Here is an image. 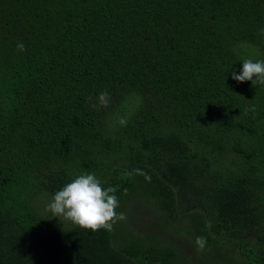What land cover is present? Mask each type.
<instances>
[{
    "label": "trees",
    "instance_id": "trees-1",
    "mask_svg": "<svg viewBox=\"0 0 264 264\" xmlns=\"http://www.w3.org/2000/svg\"><path fill=\"white\" fill-rule=\"evenodd\" d=\"M261 29L264 0H0V264H188L164 230L264 264V85L232 79ZM86 174L115 190L112 231L44 208Z\"/></svg>",
    "mask_w": 264,
    "mask_h": 264
},
{
    "label": "clouds",
    "instance_id": "clouds-1",
    "mask_svg": "<svg viewBox=\"0 0 264 264\" xmlns=\"http://www.w3.org/2000/svg\"><path fill=\"white\" fill-rule=\"evenodd\" d=\"M261 34H264V29H261ZM17 49L24 51V44L18 43ZM232 79L241 83L251 81L253 85H264V61L254 62L251 59H245L242 70L239 74L233 72ZM97 100L98 104H93V107L106 108L110 100L107 90L100 92ZM251 110L255 111V108ZM247 111L246 109L245 113ZM119 123L126 126L127 118H120ZM136 171L144 175L145 179L150 180L146 173L141 170ZM114 191L111 187L105 189L95 174L80 175L53 194L51 202L46 205V210L51 213L52 217H63L64 220L82 229L93 232L100 229L112 231L117 221L126 219L124 213L116 211L119 207V200ZM195 244L199 251H203L206 238L196 237Z\"/></svg>",
    "mask_w": 264,
    "mask_h": 264
},
{
    "label": "rangeland",
    "instance_id": "rangeland-1",
    "mask_svg": "<svg viewBox=\"0 0 264 264\" xmlns=\"http://www.w3.org/2000/svg\"><path fill=\"white\" fill-rule=\"evenodd\" d=\"M51 200H52V198L49 199V200L47 201V203L44 204V208H46V205H47L49 202H51ZM136 205H137V206H136ZM129 206H133V209L131 210V212L136 211V209H138L137 207L141 208V211H143V213H144V214H141V217H142L141 219H142L143 221H144V220H145V221H148V217L151 215L150 212H151L152 210L145 211L142 202H139V200H137L136 202H135V201H134V202H131V204H130ZM48 212H49V211H48ZM136 212H137V211H136ZM49 213H50V212H49ZM135 214H137V213H135ZM50 215H51V213H50ZM51 216H52V215H51ZM53 218L56 219V220H59V221H61V222H68V221L64 220L63 217H60V218H58V217H53ZM135 218L137 219L136 216H135ZM151 228H156L154 222H152V224H151ZM171 233H172V232H171L170 230H164V231L161 232V235H163L164 237H166L165 240H170V241H172V243L176 244V245L179 247V249H180V252H179V253H180L181 255H182V254L185 255L184 258L186 259V261L188 262V264H205V263H202V262L199 261V259H198V255H197V254H198L197 251H193V250L189 247L188 244H186L185 242H182L183 238L178 237V236H175V235H172Z\"/></svg>",
    "mask_w": 264,
    "mask_h": 264
}]
</instances>
